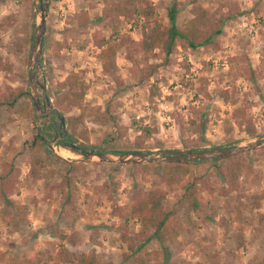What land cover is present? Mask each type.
<instances>
[{"label":"rangeland","instance_id":"1","mask_svg":"<svg viewBox=\"0 0 264 264\" xmlns=\"http://www.w3.org/2000/svg\"><path fill=\"white\" fill-rule=\"evenodd\" d=\"M123 1L133 12L115 17L110 9ZM41 2L0 0V166L11 162L20 170L13 213L6 215L0 201V264H57L52 259L63 247L73 259L94 250L100 264H264V146L186 164L187 174L163 167L175 164L84 161L60 146L174 153L247 145L264 135V0H48L38 79L51 108L40 100L36 110L28 61ZM171 8L178 27L206 11L202 33L225 16L221 36L196 49L178 45L168 57L161 50L142 54L134 44L155 24L170 26ZM97 33L117 47L107 68ZM72 76L82 98L68 107L63 96ZM18 92L21 99L9 107ZM99 114L110 122H98ZM37 129L46 144L30 151ZM37 158L46 166L33 180ZM63 163L75 167L67 198L56 189L69 170ZM189 183L199 212L184 198ZM152 190L166 194L171 218L162 244L151 239L138 247L140 227L130 210ZM123 236L136 245L130 255Z\"/></svg>","mask_w":264,"mask_h":264},{"label":"trees","instance_id":"2","mask_svg":"<svg viewBox=\"0 0 264 264\" xmlns=\"http://www.w3.org/2000/svg\"><path fill=\"white\" fill-rule=\"evenodd\" d=\"M130 3L128 1H123L113 5L110 9V12L113 13L115 17H129L133 10L129 6ZM152 12H150L151 14ZM144 16H148V13H144ZM176 11L174 8H171L168 15L170 20V26L161 27L160 24H155L150 32L143 33L142 38L138 43L134 45L142 54H150L156 50H161L164 52L165 56L168 57L172 54V52L176 49L178 45L182 48H190L196 49L199 46L206 45L212 42L216 37L221 36L222 27L226 20L225 16L219 17L217 22H211L209 24L208 30L205 33L200 32L201 28H204L206 23V18L208 17V13L202 9L194 13V18L191 21H188L185 25L178 27L175 19ZM32 36H30V41ZM95 43L97 47L100 49V62L104 66V68L108 67V62H114L115 55L117 52V47L112 46L107 39H105L100 33L94 35ZM10 68V67H8ZM78 80L77 76H72L66 82L69 86L67 91L63 96V100L68 102V107L79 106L80 100L82 98V93L80 95H76V91L78 87H80L76 82ZM23 92H18L16 95H12L8 97L7 105L9 107H14L15 104L21 99ZM64 101H59L58 105H62ZM70 109V108H69ZM26 114L27 109L23 110ZM31 116V115H30ZM29 116V117H30ZM109 117L107 114H99L97 121L101 124L109 123ZM253 133V131H251ZM47 134L40 129H37V132L34 134L33 139L29 145L30 151H40L43 149L46 144ZM60 146L70 150L71 152L76 153L74 150L70 149L68 143H61ZM207 149L197 150L203 151ZM97 152H112V154H121L126 153L122 151H107L104 149H98ZM134 152V151H127ZM232 158H237V156H233ZM220 159H214L213 161H218ZM203 160L197 161L201 162ZM65 167L69 170L65 173L62 181L57 185V190L61 193V195L65 198L69 197L70 193L67 191V188L72 187V172L75 170V167L63 163ZM46 164L44 160L41 158L35 159L31 163V168L29 172V176L33 180L41 179L43 176L40 174V171L45 168ZM155 167H160V165H155ZM168 171H173L176 174H187L189 170L188 165H164ZM0 201L6 203V215L13 213V203L10 200V196L17 193L19 186V175L20 170L11 162H3L0 166ZM72 171V172H70ZM50 173H54V171H49ZM170 183L177 182L174 179L172 174ZM166 198V194L161 190H152L146 196H137L133 200V205L131 207V215L136 218L139 223L140 230L137 233L136 240H138L141 244L138 246H143L146 242L151 239H156L161 244L165 241V228L170 221L171 212L165 208L164 200ZM184 198L187 201L188 208L193 212H199L200 207L197 200L196 191L193 188V184L189 183L186 187V191L184 193ZM259 206V203L256 204ZM122 241L128 244V255L134 252L135 246L132 243H128L129 240L126 239L125 236L122 237ZM137 247V248H138ZM57 264H100V257L98 254L92 250L86 254H80L77 259H73L70 257V252L67 248L63 247L61 251L57 254V256L52 259ZM138 264H144L141 259H136Z\"/></svg>","mask_w":264,"mask_h":264},{"label":"water","instance_id":"3","mask_svg":"<svg viewBox=\"0 0 264 264\" xmlns=\"http://www.w3.org/2000/svg\"><path fill=\"white\" fill-rule=\"evenodd\" d=\"M48 0H42L38 17L39 21L36 24L34 32V40L30 50L28 61V81L32 92V101L36 110H41V101H44L51 108L49 98L46 95L45 86L39 83L38 74L42 61V49L46 30V11ZM38 88L41 89V98L38 94ZM60 127L62 134L66 135L64 118L60 117ZM69 148L74 150L79 155L84 157V161H97L104 164L113 165H133V164H178L186 165L200 160L227 159L240 154L248 153L264 146V135L257 137L252 143L247 145H234L226 149L215 148L212 150L203 151H177L169 152H154L143 153L133 152L124 153L121 155L107 154L102 152H89L83 148L69 143Z\"/></svg>","mask_w":264,"mask_h":264},{"label":"bare ground","instance_id":"4","mask_svg":"<svg viewBox=\"0 0 264 264\" xmlns=\"http://www.w3.org/2000/svg\"><path fill=\"white\" fill-rule=\"evenodd\" d=\"M66 154V153H65ZM67 155H69V154H67ZM75 158V157H74ZM76 159V158H75Z\"/></svg>","mask_w":264,"mask_h":264}]
</instances>
